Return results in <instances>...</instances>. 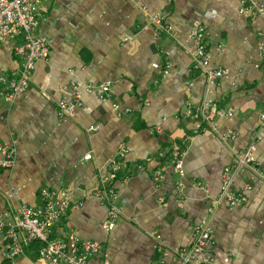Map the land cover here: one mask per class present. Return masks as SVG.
I'll return each mask as SVG.
<instances>
[{"label":"crops","instance_id":"obj_1","mask_svg":"<svg viewBox=\"0 0 264 264\" xmlns=\"http://www.w3.org/2000/svg\"><path fill=\"white\" fill-rule=\"evenodd\" d=\"M239 5L240 0H45L37 34L49 43L48 59L36 62L29 88L12 104L0 83V143L18 149L12 168L0 165V211L40 204L43 187L72 188L71 205L54 232L72 230L101 241L103 252L88 264H173L202 217L209 218L215 242L201 254L211 262L198 264H264V178L243 168L234 188L248 200L229 207L221 198L224 167L258 134L256 155L264 167V59L258 50L264 16H243ZM150 14L162 17L170 32L159 33ZM197 26L206 29L210 67L226 70L219 78L194 67L189 34ZM129 35L133 40L125 41ZM17 41L0 42V76L18 66ZM165 61L171 70L163 77ZM99 82L112 84L111 96L85 91V84ZM73 84L81 87L82 105L74 117H61L59 101L71 97ZM188 103L208 110L217 129L187 115ZM98 122L103 126L89 131ZM227 129L237 135L228 144L221 137ZM122 144L128 148L116 183L122 214L108 230V206L91 192ZM175 144L183 152V177L159 157ZM161 162L166 175L157 181L153 172ZM151 228L164 237L165 252ZM8 247L0 236V264H63L45 261L31 245L10 259L3 253Z\"/></svg>","mask_w":264,"mask_h":264},{"label":"built area","instance_id":"obj_2","mask_svg":"<svg viewBox=\"0 0 264 264\" xmlns=\"http://www.w3.org/2000/svg\"><path fill=\"white\" fill-rule=\"evenodd\" d=\"M45 0H0V42L10 38H18L14 47V53L18 58V66L8 74L0 76V83L3 84L4 99L12 104L14 99L24 93L30 86L36 62L46 60L50 55L49 43L46 37L37 34L40 24V5ZM136 1V0H135ZM141 10L149 14L145 5ZM239 13L247 17L264 16V4L258 0H240ZM150 22L156 30L170 32L169 26L159 15H149ZM194 42L192 60L196 69L202 70L210 79L223 76L226 70L223 68H211L210 58L207 51L206 29L204 26H197L190 34ZM125 41L133 40L129 35ZM260 59H264V39L258 43ZM163 50H161L162 52ZM171 63L165 61L162 67V76L170 73ZM112 84L110 82L85 84V91L95 94L101 99L111 96ZM81 87L78 84L71 86V97L59 101V115L61 117H74L76 109L82 105ZM146 103L148 104L149 102ZM187 115L193 118L201 117L207 124L217 129L211 114L204 107L194 108L188 103ZM114 109L119 111L121 106L114 103ZM103 124L95 123L89 127V131L99 130ZM260 126L264 128V113L260 116ZM236 132L227 129L222 132L221 137L225 143L236 139ZM261 136L256 135L249 143L246 150L237 156L236 160L226 165L222 172L221 198L229 207L242 205L248 200L243 191L234 188L235 174L248 167L256 176L264 178V167L258 162L256 151L257 143ZM128 148L122 144L119 147L118 155L109 165L108 171L100 178L99 184L92 190L91 194L108 206L107 219L103 225L106 229L116 226L120 218L121 206L119 203V189L116 185L119 173L125 167ZM18 149L14 144L0 143V165L3 168H12L17 160ZM91 155H86L90 157ZM159 157L173 164L180 176L185 175L183 152L176 148L167 151H160ZM148 159H153L149 157ZM142 168L143 163L135 165ZM166 162H161L154 170L153 177L157 181L164 179L166 175ZM181 185V180H177ZM206 187L205 185H202ZM74 189L43 187L40 190L41 203L38 205L21 203L14 210L0 211V236L9 241L8 249H5L4 256L15 258L22 254L25 246L34 245L39 256L48 262L63 264H88L89 260L103 252L104 244L90 237H83L75 231H64V234L55 235L56 224L64 217L71 205V197ZM83 204V201H79ZM216 204L209 206V212H213ZM150 234L157 240L158 250L165 252L166 241L157 228H151ZM215 242L214 228L208 217H202L193 224L192 238L188 245L182 246L177 251L178 259L173 264H198L203 261L211 262L210 258L202 259L201 254Z\"/></svg>","mask_w":264,"mask_h":264},{"label":"trees","instance_id":"obj_3","mask_svg":"<svg viewBox=\"0 0 264 264\" xmlns=\"http://www.w3.org/2000/svg\"><path fill=\"white\" fill-rule=\"evenodd\" d=\"M174 148H176V149L179 150V151H182V148L179 147L177 144H175L173 147L171 146V147L169 148V150H172V149H174ZM31 246L34 247V245H31Z\"/></svg>","mask_w":264,"mask_h":264}]
</instances>
